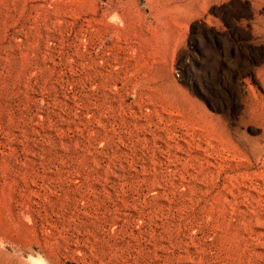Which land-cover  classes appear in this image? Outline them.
Wrapping results in <instances>:
<instances>
[{"label":"rangeland","instance_id":"obj_1","mask_svg":"<svg viewBox=\"0 0 264 264\" xmlns=\"http://www.w3.org/2000/svg\"><path fill=\"white\" fill-rule=\"evenodd\" d=\"M264 264V4L0 0V264Z\"/></svg>","mask_w":264,"mask_h":264},{"label":"bare ground","instance_id":"obj_2","mask_svg":"<svg viewBox=\"0 0 264 264\" xmlns=\"http://www.w3.org/2000/svg\"><path fill=\"white\" fill-rule=\"evenodd\" d=\"M259 3H261V4H264V0H257ZM1 264H3L2 262H1Z\"/></svg>","mask_w":264,"mask_h":264}]
</instances>
